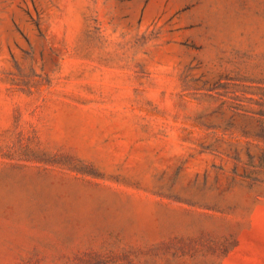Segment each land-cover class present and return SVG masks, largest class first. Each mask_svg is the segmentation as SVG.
I'll use <instances>...</instances> for the list:
<instances>
[{"label": "rangeland", "instance_id": "374dc122", "mask_svg": "<svg viewBox=\"0 0 264 264\" xmlns=\"http://www.w3.org/2000/svg\"><path fill=\"white\" fill-rule=\"evenodd\" d=\"M0 264H264V0H0Z\"/></svg>", "mask_w": 264, "mask_h": 264}]
</instances>
